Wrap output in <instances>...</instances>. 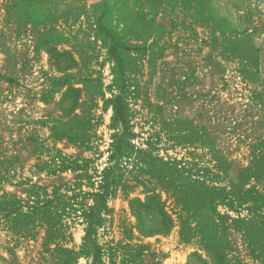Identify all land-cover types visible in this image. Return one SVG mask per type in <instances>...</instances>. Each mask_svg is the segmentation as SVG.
Wrapping results in <instances>:
<instances>
[{"label":"rangeland","instance_id":"obj_1","mask_svg":"<svg viewBox=\"0 0 264 264\" xmlns=\"http://www.w3.org/2000/svg\"><path fill=\"white\" fill-rule=\"evenodd\" d=\"M105 171L99 264H264V0H0V264H91Z\"/></svg>","mask_w":264,"mask_h":264},{"label":"trees","instance_id":"obj_2","mask_svg":"<svg viewBox=\"0 0 264 264\" xmlns=\"http://www.w3.org/2000/svg\"><path fill=\"white\" fill-rule=\"evenodd\" d=\"M113 108H114V115H113V120L114 123L123 125L124 130L121 132L120 136L123 137L126 135V129L129 127L128 122V111H127V106L123 102V97L121 94H118L115 96V100L113 102ZM131 134V133H129ZM106 171L104 172V175L102 176V183L100 184V192L96 193V196L98 197L97 203L90 207L87 210H83L82 214L85 217V223H86V228H85V238H84V244H83V252L86 253L87 255L92 256V262L91 264H99L100 263V247L95 241V235H96V227L100 224L101 222V217L100 213L102 212H107L108 207L106 204V197L108 195V177L106 176ZM39 189V187H37ZM35 194H40L38 191H36ZM36 203L39 205L37 206H32V208H36L35 211L42 210L43 207L45 206H51L55 209H58L56 205H53V200H46V201H41L37 199ZM33 211V212H35ZM33 212L26 214V216H31L33 215ZM137 213V211H136ZM138 215L139 221L141 219V215ZM162 215V220L161 222L157 225L158 227L155 229L157 231L161 232H167L169 229L172 227V219L171 217L163 211L161 213ZM206 264H208L206 261H204Z\"/></svg>","mask_w":264,"mask_h":264}]
</instances>
